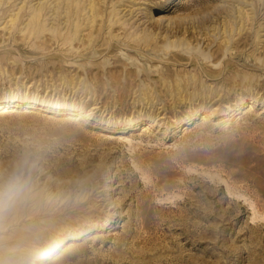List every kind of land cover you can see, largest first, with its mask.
Wrapping results in <instances>:
<instances>
[{
    "label": "rangeland",
    "instance_id": "obj_1",
    "mask_svg": "<svg viewBox=\"0 0 264 264\" xmlns=\"http://www.w3.org/2000/svg\"><path fill=\"white\" fill-rule=\"evenodd\" d=\"M20 1L0 17V98L20 101L0 109V171L34 150L38 166L24 195L50 192L52 203L37 201L27 218H53L11 227L22 236L6 260L27 245L35 261L62 241L34 264H264V0H105L95 29L73 31L67 24L77 19H12ZM38 1L22 0L23 9ZM226 6L231 19L237 10L247 16L235 47L213 22L185 33L187 18ZM211 39L227 53L209 66L229 58L243 65L234 80H208L188 64L207 61L194 54ZM191 75L202 94L188 87L175 95ZM30 99L41 103L27 108Z\"/></svg>",
    "mask_w": 264,
    "mask_h": 264
},
{
    "label": "bare ground",
    "instance_id": "obj_2",
    "mask_svg": "<svg viewBox=\"0 0 264 264\" xmlns=\"http://www.w3.org/2000/svg\"><path fill=\"white\" fill-rule=\"evenodd\" d=\"M39 1L36 3V6L31 7L28 11H26L23 9V8H25V6H24V2H22V0H21L20 2L22 5L17 7L15 10H18V11H16L13 14H10V17H13L12 19H14V18H17L15 16H17L18 14L24 15L25 13H27L26 15L29 16L28 25H30V26H33V25L41 26L42 22L45 21L46 19H48V16L51 17L54 15L55 18L66 20L67 22L70 19H73V20L77 19L76 24L73 25L72 22H69L67 24V29H69V27H70L72 29V31H73V29L75 30L78 26H80V24H85L86 26L92 27V28L94 27V29H95L96 24L97 25L99 24L96 22V19L101 18L102 13H103L102 9L100 7V3H102V2L104 4L106 3L105 0H45L44 2H41V1L39 2ZM203 2H204V0H192V6L194 4L202 5ZM16 4H17L16 0H0V12H1L0 17L6 16L8 13H11L12 11H14V9H12V8ZM261 4H263V1H261ZM3 5H5V6L3 7ZM204 9H205V7L202 6V10H204ZM239 9H241V7ZM255 10H256V12H258L256 7H255ZM104 11H105V15H108V14L112 13V8H110V10H104ZM237 12H238L237 16L234 17V19H231L232 14L235 12H233L231 7L226 6V7H223V10L217 8L214 11H212V10L206 11V13H204V15H201L198 17L187 18V19H189L187 24H189L188 26H190V27L185 28V33L187 32V34L190 35V34H192L191 30H194L196 32H200V31L202 32V30L205 29L207 24L210 27L212 25V22H213L215 25L211 26L212 29L215 30L217 33H221L220 37L227 39L228 41L226 40L225 42H228L231 44V46L235 47V45L238 44V42L241 40V37L243 35V28L245 25L244 16H245V19L247 18V16L245 15V12L243 13V10H237ZM11 23H12V21H11ZM235 27L238 29V31L235 34H233L235 32V30H234ZM209 32H210V30H209ZM234 36L236 37L235 39L233 38ZM246 41H247V39H246ZM211 44H212V46H210ZM214 44H215L214 39H213V41L211 39L210 45L208 46V49L206 51H203L201 53L197 52L194 54L196 56H203L204 59H206L208 62L202 61L199 58H196V59L192 58L188 62V64H191V66L196 70L198 76H205V78L208 77L207 78L208 80L210 78H213L212 80H215V81H218L220 79L234 80L233 78H236V76L234 75L233 71L235 69H239V67H241L243 65L240 64L239 59L238 60H230V58H229L228 61L226 60V62L224 63V66L220 67V69H218L219 66H214V65L209 66L210 65L209 63H212V61L216 60L221 54L223 55V54L227 53V51L225 50L224 47H214ZM224 60H225V58H224ZM188 64L186 63V64L175 65L176 68L173 69L172 71L177 72L178 71L177 68H186L188 66ZM243 68L246 69L245 66ZM165 71H171V70L167 67V68H165ZM200 82H201L200 78H197L194 75H191L189 77H185L183 79H180L179 82L175 84L174 90H172V92H174V94L178 95L179 97H184L185 94H188V93H185L187 88L191 87L194 90H198L199 94H202L204 87L202 84H200ZM171 89L168 87V90H171ZM172 92L171 93L169 92V93L172 94ZM208 93H209V91H208ZM193 94H195V92ZM210 99H211V96H210ZM157 100H158V98H157ZM19 102L20 101L17 97L0 98V109H6L7 110L10 108H14L17 106V104ZM26 103L27 104L25 107L33 108L36 105H39L41 102L36 100V99H30ZM241 103H243V102H241ZM56 105H58V107H59L60 103H57ZM194 113H196V112H194ZM207 113H212V112H207ZM210 115L211 114H208V117H211ZM185 119H188V116H185L184 120ZM147 120H148V118L140 117L136 121L142 122V121H147ZM183 122L184 121L182 118V121L180 123H183ZM61 190L62 189H60V188L58 189L57 196L61 194ZM50 198H51L50 192H48V193L44 192L40 197H34L33 195H29V196L23 195L19 200H17L15 202V204L11 208H9L3 212H0V243H1L0 244V260L4 261L5 264H10V261L12 260V259H10V261L9 260L7 261L6 258L4 257L6 254L5 249L8 246H10L12 244V242L18 241L20 239V237L22 236L19 231H11L10 232L11 227L22 226V227L32 228V227L40 226L41 224L43 225V224L50 222L51 221L50 218H53V217L48 216V220H49L48 221V220H44L43 218H45V215L41 216V214L27 218V215H29V212L33 211L34 208L38 207L37 201L38 202L40 201L42 203L45 201V204H51L52 200ZM47 206L49 207V205H47ZM7 233H8L7 237L1 236V235H5ZM86 233H87V229L84 228V229L78 230L76 232H73L71 238H77V237H80ZM61 242L62 241L54 243L53 245L50 246V248H47V249L39 252L36 255L37 259L34 262H44V261L48 260L49 258H51L52 256H54L58 252V250L62 247ZM87 264H90V263H87Z\"/></svg>",
    "mask_w": 264,
    "mask_h": 264
},
{
    "label": "clouds",
    "instance_id": "obj_3",
    "mask_svg": "<svg viewBox=\"0 0 264 264\" xmlns=\"http://www.w3.org/2000/svg\"><path fill=\"white\" fill-rule=\"evenodd\" d=\"M37 166V153L24 148L6 171H0V212L11 208L29 190ZM34 252V247L17 246L10 264H34ZM0 264L5 262L0 260Z\"/></svg>",
    "mask_w": 264,
    "mask_h": 264
}]
</instances>
